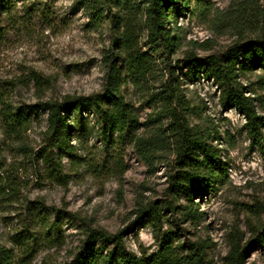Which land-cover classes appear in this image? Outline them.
Listing matches in <instances>:
<instances>
[{
    "label": "rangeland",
    "instance_id": "rangeland-1",
    "mask_svg": "<svg viewBox=\"0 0 264 264\" xmlns=\"http://www.w3.org/2000/svg\"><path fill=\"white\" fill-rule=\"evenodd\" d=\"M138 1L129 15L111 8L94 23L75 0H0V98L26 118L14 132L0 117V247L10 264H68L93 231L121 233L124 248L138 256L157 251L154 236L174 232L172 244L179 240L184 247L178 257L195 249L200 264H233L226 258L234 242L241 251L248 247L242 264H264V247L247 245L264 222V145L251 142L243 115L223 108L217 84L195 77L186 60H202L264 31V0H179L178 10L167 9L165 25L173 28L176 47L153 57L146 81H134L118 62L120 92L142 126L138 135L167 124V117L154 118L160 104L145 94L158 92L174 74L185 119L226 165L215 190L194 196L192 203L172 193L173 151L158 152L149 165L127 137L102 135L90 105L66 104L69 147L47 145V112L40 104L103 98L108 61L122 56L114 43L117 28L109 24L113 15L132 25L135 48L149 53ZM261 78L248 72L238 81L256 113L264 115ZM148 206L152 215L139 216L138 208ZM189 207L200 214L197 220L184 215ZM93 244L104 252L113 249L110 241Z\"/></svg>",
    "mask_w": 264,
    "mask_h": 264
},
{
    "label": "trees",
    "instance_id": "trees-1",
    "mask_svg": "<svg viewBox=\"0 0 264 264\" xmlns=\"http://www.w3.org/2000/svg\"><path fill=\"white\" fill-rule=\"evenodd\" d=\"M86 12L88 18L98 23L103 20L111 8L125 10L127 14L134 10L135 0H75ZM144 8L149 53L141 52L136 46V39L132 25L120 20L115 15L109 24L116 26L118 37L114 40L122 56L115 55L108 61L103 87V98L97 97H66L60 102H44L39 108L47 112L46 141L50 149L68 148L69 130L66 104L75 106L86 104L94 108L101 125V133L107 138L116 134L117 138L127 137L133 144L138 155L151 165L157 153L171 149L174 154L175 169L168 175L171 192L178 197L182 196L192 203L194 196H201L204 192L213 191L216 185L222 183L226 176V165L219 159L213 147L207 144L204 138L193 132L185 119L181 94L178 86L172 82L173 73H170L156 93L145 94L151 102L159 103L160 109L154 118L167 117L168 122L163 127H156L150 134H137L142 127L131 105L120 92V70L118 62L122 61L128 75L140 84L154 71L155 55L166 56L176 47L173 28H166L169 24L167 9L178 10L179 0H139ZM129 12V13H128ZM264 15V10L261 12ZM115 45V44H114ZM189 61V71L195 76L202 75L212 79L221 90L220 102L223 108H234L243 115L251 142L261 148L264 145V115L256 113L253 99L244 96L242 85L238 81L240 74L259 72L264 84V31L248 38H238L224 51L209 55L202 60L193 56H186ZM0 117L6 121L8 127L16 132L25 123V116L21 109H12L0 98ZM144 125V124H143ZM49 161L47 154L42 156ZM152 208H138L139 216L149 213ZM184 215L190 220H197L199 215L196 209L183 208ZM121 233L106 234L102 231L90 232L84 243L68 264H200L195 249H190L188 255L178 257L177 253L183 250L182 243L177 240L176 246L172 242L177 239L174 232H166L163 236H154L158 249L149 256H138L127 251L121 240ZM94 240L110 241L112 251L104 252L102 247H95ZM256 244L264 247V222L254 233L252 241L247 245ZM250 247V246H249ZM247 246L242 251L234 242L226 258L233 264H242V259L248 253ZM186 251V250H185ZM10 256L6 249L0 247V264H10Z\"/></svg>",
    "mask_w": 264,
    "mask_h": 264
}]
</instances>
